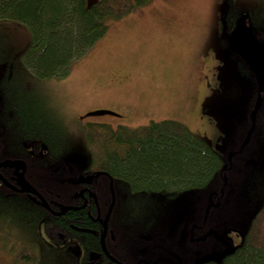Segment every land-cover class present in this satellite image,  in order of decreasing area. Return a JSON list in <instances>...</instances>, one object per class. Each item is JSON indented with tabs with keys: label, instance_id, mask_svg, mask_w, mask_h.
<instances>
[{
	"label": "rangeland",
	"instance_id": "1",
	"mask_svg": "<svg viewBox=\"0 0 264 264\" xmlns=\"http://www.w3.org/2000/svg\"><path fill=\"white\" fill-rule=\"evenodd\" d=\"M227 5L228 0H150L109 22L105 34L72 61L67 75L52 78L35 76L20 61L30 41L27 27L0 20L1 115L3 110L11 134L0 158L19 149L14 142L25 131L26 109L39 112L45 126L56 131V138L45 132L33 137L45 149L75 161L69 162L77 165L71 174L86 162L89 122L107 123L112 130L120 125L134 130L151 121L179 122L220 154L235 155L234 159L242 152L230 175L233 181L226 200L233 202L230 219L237 231L222 233L226 245L238 244L239 230L264 201V130L256 128L255 118L264 81L252 77L249 66L225 39L220 15ZM229 7L228 21L250 31L251 21L264 27V0H231ZM255 86L257 101L252 107ZM95 110L119 115L81 117ZM238 141L245 145L236 150ZM114 190V229L115 224L133 223L135 229L151 226L170 233L182 219L187 226L195 217L196 204L189 191L168 198L116 184ZM32 211L26 197L8 194L3 199L0 189V215H8L9 234L0 237V264H17L15 255L23 243L35 245L34 264H78L79 245L49 241L43 232L45 214Z\"/></svg>",
	"mask_w": 264,
	"mask_h": 264
},
{
	"label": "trees",
	"instance_id": "2",
	"mask_svg": "<svg viewBox=\"0 0 264 264\" xmlns=\"http://www.w3.org/2000/svg\"><path fill=\"white\" fill-rule=\"evenodd\" d=\"M149 2L150 0H0V20L20 22L27 27L30 41L21 54L20 61L35 76L52 78L67 75L72 61L84 55L105 34L109 22ZM230 2L228 0L223 12L227 22ZM228 23L231 27L228 30H231L234 21L230 20ZM251 23L253 37L264 44V27H259L252 21ZM226 41L228 43L227 39ZM242 60L249 66L243 58ZM248 68L252 73L250 66ZM252 77L254 78L253 73ZM254 89V97L250 99L252 107L257 101L256 86ZM22 118L26 128L23 132L20 130V137L14 143L16 146L22 145L19 143L21 138L35 139L34 134L42 132L56 138V131L50 125L45 126L39 112L26 109ZM255 118L256 128L264 130V97ZM89 126L91 128L86 132L84 147L86 157L91 162L88 171L99 170L93 178L96 180L94 190L101 215L106 212L110 197L108 177L112 179L114 186L120 185L133 192L160 194L171 198L189 191L194 198L192 202L196 204L193 221L186 226L182 219L183 223L180 222L170 233L166 230L164 232L160 227L158 229L161 230H154L151 226L135 229L133 223L115 224V229H112L113 239L108 237L106 240L109 253L114 256L122 253L119 254L122 258L117 257L123 260V256L129 258L132 252H147L149 264H264V201L247 226L241 232L239 230L238 244L232 245L228 241L229 244L226 245L222 240H225L222 235L224 231L236 230L235 223L230 219L233 202L230 204L226 200L233 181L230 175H233L242 152L234 159L231 157L235 155L220 154L176 121H151L134 130L121 125L112 130L109 124L102 122H89ZM247 126L249 121L244 128ZM6 133L9 141L11 134L8 129ZM243 145L238 141L234 149ZM33 148L34 153L45 157L38 161V171L46 174V157L52 152L57 156L58 152L50 151L47 146L45 149L40 141L33 144ZM1 152L2 148L0 154ZM13 154L19 158L26 155L23 149ZM38 171L29 175L28 179L33 183L37 182L36 184L43 180L39 184V191L51 188V193L41 192L46 198H53L54 194H59L62 198L70 192L62 194L57 179L50 181L48 187V182L41 178ZM2 197L5 198L3 193ZM68 197L67 195L66 198ZM89 202L90 208L67 210L59 217L50 216L43 207L42 212H32H39L41 215L45 213L43 232L53 242L58 243L60 238L76 239L82 245L84 256L93 264H111L101 251V230L98 221L94 220L97 212L94 199L89 197ZM7 220L8 215L2 212V239L9 236L5 230ZM145 232L150 234L148 239L142 236ZM131 241H134L133 249L127 247L131 245ZM34 246L23 243L15 255L16 263L34 264Z\"/></svg>",
	"mask_w": 264,
	"mask_h": 264
},
{
	"label": "flooded vegetation",
	"instance_id": "3",
	"mask_svg": "<svg viewBox=\"0 0 264 264\" xmlns=\"http://www.w3.org/2000/svg\"><path fill=\"white\" fill-rule=\"evenodd\" d=\"M228 28H230V25H228ZM260 44V43H258ZM0 89L2 91V85H0ZM1 95V94H0ZM3 105V104H2ZM1 101H0V148H2V152L3 150L7 149V145L10 144L11 142L8 141V136L6 133L7 130V121H6V117L5 115L2 113L1 115ZM19 140V139H18ZM38 141L36 139H32L31 137L25 138V139H20L19 143H22L21 146L17 145V149L20 151L23 149V151L25 150V157L24 158H19V157H15L14 154L11 155V157H4L1 160H16V159H20L23 160L25 163V171L23 172L21 169L18 170L16 172V170L13 167H2L0 168V172L2 174V178H4L11 186L13 187H20L21 186V180L16 177V173H20L23 172V178L26 181L27 184V188L31 189V190H35L37 191L40 196L46 201L47 205L49 206V208L52 210L53 213H50L43 204L40 203V200L37 196H35L34 194H29L27 192H22V193H18V192H14L12 189L8 188L3 182L0 181V189L2 190L3 196H8V194H15V195H21L26 197L28 203L34 207L35 210H40L42 212V207L45 209V211L50 215V216H54V217H59L60 215L65 214V212L67 210H79V209H83V208H90V202H89V197L94 199V203H95V207H96V211L99 208V213H100V217L101 219L104 217L105 213L101 215L100 212V207L99 204L97 202V197H96V193L94 190V186L96 185V180L93 178L95 175V172L99 171L97 169H93L92 172L88 171V166L91 163L90 159H88V156L85 158L86 162L83 163V166L80 167V171L78 173L75 174H71V169H76L74 167H72L70 165L69 162H75L72 159L69 161L67 160V158L65 156H60L59 154H57V156L55 155V153H50L51 155H48L46 157V174L41 173L40 171H38V161L44 160V156L43 155H37L36 153H34V148H33V144L37 143ZM15 143V142H14ZM44 150V149H42ZM44 152V151H43ZM72 153V152H71ZM59 160H57V158ZM0 160V161H1ZM77 166V165H76ZM37 171L39 172V174L41 175V178H45L46 181L48 182V187L50 185V181H54L55 179H57L59 181V185H60V189L62 190V194L67 193L64 197H60L59 194H54L55 197L53 198H46L45 195H43L41 192H49L51 193L52 191L50 190L51 188L49 187V189H45V191H39V187H41L39 184L43 183V180L41 179L42 182L38 181L39 183L36 184L37 182L33 183L31 181V179H28L29 175H32V173H37ZM104 175V174H102ZM79 176H93L91 182L88 183H77V178ZM106 176V175H105ZM74 184V185H73ZM2 186V187H1ZM113 190H114V184H113ZM47 194V193H46ZM95 194V197L93 196ZM110 194V191H109ZM114 194H115V190H114ZM67 195L69 196L68 198ZM111 199L109 197L108 200V206L110 205ZM115 202H116V196H115ZM115 202L114 205L115 206ZM107 206V208H108ZM65 207H71L67 210H65L64 212L60 213L62 211V209H64ZM114 209V207H113ZM112 212L111 211L110 215H109V219L107 222V233L105 236V248H106V240L107 238H111L113 239L112 236V229H113V224L111 222L112 219ZM60 213V214H59ZM45 214V213H42ZM97 217V212H96V216ZM94 218V220H95ZM45 219H43V223H44ZM97 221V220H96ZM99 226H100V230H101V234H102V226L100 224V222H98ZM146 233V232H145ZM143 233V237L144 238H149L150 234L149 233ZM45 235V233H44ZM46 236V235H45ZM46 238L49 241H52L48 236H46ZM143 238V239H144ZM101 239V236H100ZM53 242V241H52ZM72 243L75 242L76 244H78L79 248L77 249L79 253V262L78 264H93L91 261H89L84 255V251L82 248V245L80 243V241L76 240H66L63 239L61 240V238L59 239L60 244L63 243ZM55 243V242H54ZM101 244V243H100ZM138 246V245H137ZM130 249H133L134 246V241H131V245L127 246ZM139 247V246H138ZM140 248V247H139ZM141 250V248H140ZM102 251V249H101ZM107 251V249H106ZM107 253L110 255V257L112 259H115L116 261H118L120 264H149V257H148V253L147 252H138V253H134L132 252L130 254L129 258H126L123 256V260L119 259L117 256H119L120 258L122 253H119L121 255H117L114 256L111 253H109L107 251ZM102 254L105 256V258L111 263V264H118L116 262H114L112 259L108 258L102 251Z\"/></svg>",
	"mask_w": 264,
	"mask_h": 264
},
{
	"label": "water",
	"instance_id": "4",
	"mask_svg": "<svg viewBox=\"0 0 264 264\" xmlns=\"http://www.w3.org/2000/svg\"><path fill=\"white\" fill-rule=\"evenodd\" d=\"M230 44L233 48H235L247 61V63L251 66L255 78L261 82L264 80V45H258L254 38L252 37V33L249 29H247L244 25L238 24L234 27L232 32L230 33L229 36ZM117 116L119 114L109 111V110H95V111H89L87 112L84 116ZM0 167H13L16 172L18 170H22L23 172L25 171V163L23 160L16 159V160H4L0 162ZM23 172L16 173V177H18L21 180V186L16 188L11 186L4 178H2V175L0 174V181L3 182L8 188L12 189L14 192L22 193V192H27L29 194H34L37 196L40 200V203L44 205V207L50 212L53 213L52 210L49 208L47 205L46 201L40 196V194L35 191L28 189L26 186V181L23 178ZM91 176H79L77 178V183H90ZM109 189L111 193V203L109 205V208L107 210V213L105 214V217L103 219L100 218V213H99V208L97 210V217L95 220L100 222L103 232L101 235L100 243H101V249L103 253L110 259V255L107 253L105 246H104V240L105 236L107 233V222L109 219V215L111 213L112 207L114 205V192L112 188V182L109 184ZM95 197V195H93ZM71 207H65L62 209V212L65 210L69 209ZM59 213V214H60ZM114 262L120 264L118 261L115 259H112Z\"/></svg>",
	"mask_w": 264,
	"mask_h": 264
},
{
	"label": "bare ground",
	"instance_id": "5",
	"mask_svg": "<svg viewBox=\"0 0 264 264\" xmlns=\"http://www.w3.org/2000/svg\"><path fill=\"white\" fill-rule=\"evenodd\" d=\"M249 133H250V131H249ZM101 173L104 174V175H106L108 177V175L106 173H104V172H101ZM84 177H87V176H84ZM92 177L93 176H91V180H92ZM108 178H109L108 188H109L110 182H112V188H113V181H112V179L110 177H108ZM91 180H90V182H91ZM109 191H110V189H109ZM113 192H114V190H113ZM110 199H111V193H110ZM114 202H115V194H114Z\"/></svg>",
	"mask_w": 264,
	"mask_h": 264
}]
</instances>
